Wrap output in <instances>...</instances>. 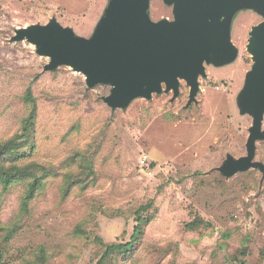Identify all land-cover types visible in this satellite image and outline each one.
Masks as SVG:
<instances>
[{
  "label": "rangeland",
  "instance_id": "rangeland-1",
  "mask_svg": "<svg viewBox=\"0 0 264 264\" xmlns=\"http://www.w3.org/2000/svg\"><path fill=\"white\" fill-rule=\"evenodd\" d=\"M115 2L0 0V143L20 132L30 88L37 115L21 163L49 171L25 212L27 181L0 186V264H96L105 249L98 239L129 242L135 212L149 201L141 236L105 264H236L243 249L248 264H264V112L258 166L235 170L248 156V44L264 0H237L214 23L233 56L203 62L191 103L180 79L176 96L160 83L114 103L112 80L90 79L37 42L52 25L74 44L94 42ZM143 2L151 27L175 23L174 2ZM198 218L205 224L186 227Z\"/></svg>",
  "mask_w": 264,
  "mask_h": 264
},
{
  "label": "water",
  "instance_id": "water-1",
  "mask_svg": "<svg viewBox=\"0 0 264 264\" xmlns=\"http://www.w3.org/2000/svg\"><path fill=\"white\" fill-rule=\"evenodd\" d=\"M175 4V23L151 27L145 19L143 0H116L100 35L92 43L74 44L55 25L48 40L38 38L58 61L68 60L79 69H89L90 79L114 82L112 102L125 101L145 87V93L164 83L166 91L178 94L179 82L189 87V101L198 93L202 64L211 57L217 63L233 56L214 24L237 0H166ZM33 35L40 36L38 32ZM248 52L255 66L250 74L252 91L245 95L254 102L248 107L253 125L247 139L248 156L235 170L251 164L254 140L260 134L264 112V21L251 31Z\"/></svg>",
  "mask_w": 264,
  "mask_h": 264
},
{
  "label": "trees",
  "instance_id": "trees-1",
  "mask_svg": "<svg viewBox=\"0 0 264 264\" xmlns=\"http://www.w3.org/2000/svg\"><path fill=\"white\" fill-rule=\"evenodd\" d=\"M111 13V8L108 7L106 11L103 12L99 24L95 28L93 33L96 38L100 35L101 29L108 19ZM76 37H74L75 39ZM79 40L78 38L75 39ZM78 43L86 44L90 43L89 41H77ZM23 101L29 106V111L26 117L22 120L21 130L18 134L12 138L0 143V186L3 190H7L12 185L18 182L27 181V190L22 199L21 209L22 211H27L28 203L33 199L35 193L40 189L42 185V180L45 176L49 174L45 168L37 164H23L21 159L25 154V149L28 147L30 149L32 136L35 130V120L37 115V106L36 100L31 93V89L27 88ZM84 170L89 169L90 167L85 163L83 165ZM153 207V202L149 201L146 205H142L135 212V222L136 225L133 228L130 241L126 243H109L105 244L101 239H98V242L103 246L104 252L101 255L100 259L96 264H105L108 259L116 253H126L132 246L133 243L139 238L142 234V227L145 223L149 222L147 217L143 215ZM205 224L201 219H194L189 222L186 227L190 230L195 229L196 227ZM261 257L264 258V250L260 253ZM247 253L243 249L239 256H234L231 258V261L236 264H248L246 261Z\"/></svg>",
  "mask_w": 264,
  "mask_h": 264
},
{
  "label": "built area",
  "instance_id": "built-area-1",
  "mask_svg": "<svg viewBox=\"0 0 264 264\" xmlns=\"http://www.w3.org/2000/svg\"><path fill=\"white\" fill-rule=\"evenodd\" d=\"M145 160V159H144Z\"/></svg>",
  "mask_w": 264,
  "mask_h": 264
}]
</instances>
